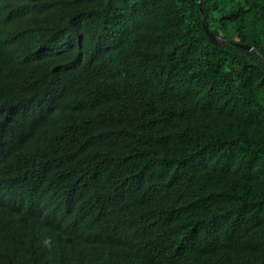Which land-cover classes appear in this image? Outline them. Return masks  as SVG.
I'll return each mask as SVG.
<instances>
[{
	"label": "trees",
	"instance_id": "1",
	"mask_svg": "<svg viewBox=\"0 0 264 264\" xmlns=\"http://www.w3.org/2000/svg\"><path fill=\"white\" fill-rule=\"evenodd\" d=\"M1 98L0 264H264V0H0Z\"/></svg>",
	"mask_w": 264,
	"mask_h": 264
},
{
	"label": "clouds",
	"instance_id": "2",
	"mask_svg": "<svg viewBox=\"0 0 264 264\" xmlns=\"http://www.w3.org/2000/svg\"><path fill=\"white\" fill-rule=\"evenodd\" d=\"M0 100L3 102L4 98H1ZM7 107L9 110L10 109L12 110L11 106H7ZM11 116L16 118V114ZM10 124L12 123L8 120L0 119V131H5L9 129L11 126ZM42 191L44 190L40 189L39 187L37 188L34 187L33 189H29L24 185L9 184L5 180H2L0 181V211H2L7 205L12 204L13 202L31 203L41 200L43 193ZM45 191H46L45 195L47 192H50V194L61 196L64 192V186L51 182L47 190ZM2 221L5 222L6 224H9L11 223L12 220L10 219V217L3 216ZM43 237L44 234L42 238ZM37 242L41 245L43 251L46 250V246L43 245L41 241V234L38 235Z\"/></svg>",
	"mask_w": 264,
	"mask_h": 264
},
{
	"label": "water",
	"instance_id": "3",
	"mask_svg": "<svg viewBox=\"0 0 264 264\" xmlns=\"http://www.w3.org/2000/svg\"><path fill=\"white\" fill-rule=\"evenodd\" d=\"M200 16H201V25H202V28L204 29L208 39L210 40L211 43L213 44H219L221 42V39L219 38H216L214 37L207 29L205 23H204V20H203V16H202V13L200 12ZM237 47L241 48V49H244L248 52H252V53H255V54H258V52L252 48V47H247V46H244V45H236Z\"/></svg>",
	"mask_w": 264,
	"mask_h": 264
}]
</instances>
